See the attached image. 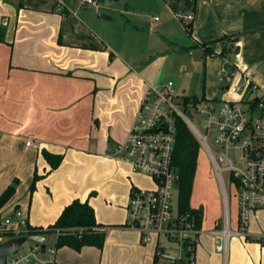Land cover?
<instances>
[{"label": "crops", "instance_id": "obj_1", "mask_svg": "<svg viewBox=\"0 0 264 264\" xmlns=\"http://www.w3.org/2000/svg\"><path fill=\"white\" fill-rule=\"evenodd\" d=\"M153 9L160 17L152 22ZM188 14V23L177 18ZM222 52L264 88V0H0V194L18 181L1 217L18 210L30 227L46 228L73 200L88 201L105 226L103 248L62 247L56 264H154L155 243L142 244L123 226L135 186L130 165L108 154L127 138L147 90L167 77L177 80L174 94L235 98L218 87ZM241 73L232 84H242ZM42 150L64 156L56 170L49 171ZM102 178L103 199L90 196L101 192ZM223 210L222 221L202 216L195 263L264 264V246L251 243L259 236L248 230L228 239L226 255L215 251L226 215L235 231ZM166 251L173 255L175 247L166 243Z\"/></svg>", "mask_w": 264, "mask_h": 264}, {"label": "built area", "instance_id": "obj_2", "mask_svg": "<svg viewBox=\"0 0 264 264\" xmlns=\"http://www.w3.org/2000/svg\"><path fill=\"white\" fill-rule=\"evenodd\" d=\"M96 5V0H82ZM188 23L192 15L177 17ZM6 25V20L3 21ZM228 47L230 45L228 44ZM219 82L234 96L230 100H206L177 96L171 84L149 88L138 108L134 123L124 142L108 154L128 163L136 172L149 177L150 189H130L124 227L139 233L142 244L155 243L156 264H196L195 248L199 231L189 215L179 216L173 200L176 197L177 172L172 166L175 144V119L179 118L197 140L213 165L222 189L227 214V198L222 172H227L237 201V230L228 229L227 215L222 230L214 238L217 253L226 255L228 239L245 237L251 214L264 211V88L250 82L226 56H221ZM242 84H232L239 76ZM190 112L188 118L186 113ZM196 114L203 122V132L192 123ZM30 142L26 143L29 146ZM233 153L236 163L229 155ZM222 166V167H221ZM11 224L16 228L10 229ZM28 223L21 211L0 221V234L12 230L18 235ZM23 229H20V228ZM258 241L264 242L263 237ZM175 247L165 256V244ZM55 248L33 245L7 258L6 264H56Z\"/></svg>", "mask_w": 264, "mask_h": 264}, {"label": "trees", "instance_id": "obj_3", "mask_svg": "<svg viewBox=\"0 0 264 264\" xmlns=\"http://www.w3.org/2000/svg\"><path fill=\"white\" fill-rule=\"evenodd\" d=\"M226 40L230 41L228 38ZM202 47L204 48L205 56H214L206 45H202ZM220 56L225 57V53L222 52ZM191 98L194 101L197 100L196 97ZM189 99L190 97H187L185 101ZM174 127L175 144L172 155V166L178 176L176 184V211L179 216L189 215L194 220L196 228L200 230L203 212L201 209H192L189 205V200L196 171V162L201 148L189 129L179 118L175 119ZM41 155L48 164L49 171L56 170L64 159L62 154H51L45 150L41 151ZM39 179L40 177L35 173L29 188L30 195L34 192L36 182ZM17 185L18 181L14 180L0 194V219L2 208L15 194ZM90 196H93V194H90ZM104 229L105 226L96 222L94 210L88 201L81 202L75 199L61 211L52 225L46 228L30 227L28 225L26 230L18 235L14 234L12 230H5L0 234V237L9 240L22 235L44 237L54 235L55 250L68 247L79 252L84 247H94L101 250L105 242ZM156 262L157 258L155 257V264Z\"/></svg>", "mask_w": 264, "mask_h": 264}, {"label": "rangeland", "instance_id": "obj_4", "mask_svg": "<svg viewBox=\"0 0 264 264\" xmlns=\"http://www.w3.org/2000/svg\"><path fill=\"white\" fill-rule=\"evenodd\" d=\"M151 11V10H150ZM174 13V12H173ZM154 17H160L159 12L155 9L153 11L148 12V21H152ZM221 66V63H220ZM220 68V67H219ZM220 71V70H219ZM220 73L218 75V82H219ZM167 80H164L165 84H171L173 86V82L177 81L174 77H167ZM177 84V82H175ZM163 85V86H164ZM218 87H223L220 82L218 83ZM260 87V86H259ZM262 88V87H260ZM193 95L199 96V92H193ZM177 96H183L184 94H175ZM206 95L209 96V92L206 91ZM192 123L193 125L200 131L203 132V122L196 114L193 115ZM231 153L229 158L232 160L233 163H236V157ZM222 167V166H221ZM130 174H132V184L139 189H150L152 188V181L149 177L142 175L136 172L131 166H129ZM222 179L224 183V191L227 198V214L229 217L230 224H233V228L235 231L237 230V220H238V210H237V201L234 194L233 186L229 181V176L227 172H222ZM104 178V177H103ZM100 179L97 181L99 187H101V192L94 191L91 194L98 196V199H103L104 191L102 190V183L103 180ZM113 179L112 177H110ZM131 188V185L129 189ZM113 192V190H109ZM114 193V192H113ZM130 190L127 194V200L129 197ZM106 194V192H105ZM189 205L192 209H201L203 212V218L205 221H211L213 223L214 220L219 219V221L223 220L225 204L222 197V189L220 187L218 178L215 174L213 165L210 163L206 152L201 148L198 154L197 162H196V171L193 179V185L189 200ZM176 209V197L173 200V208ZM5 215L1 217V221H4ZM235 224V227H234ZM12 227L16 226L13 224ZM14 229V228H13ZM17 229V228H16ZM20 229H23L22 227ZM249 234L251 236H259L264 237V211H258L251 214V218L249 221L248 227ZM1 238V237H0ZM4 239V238H2ZM251 243L260 244L264 246V242L260 243V241H256L254 237H250L249 239ZM55 237L53 235L48 236L45 242V245L48 248H54ZM241 244V243H240ZM33 242H26L20 250L23 251L26 248L33 246ZM172 253H168L166 251L165 256H171ZM154 264H155V255H154ZM177 264V263H176Z\"/></svg>", "mask_w": 264, "mask_h": 264}, {"label": "water", "instance_id": "obj_5", "mask_svg": "<svg viewBox=\"0 0 264 264\" xmlns=\"http://www.w3.org/2000/svg\"><path fill=\"white\" fill-rule=\"evenodd\" d=\"M116 0H98V3L103 6H109L114 3ZM188 118L191 117L190 112L186 113ZM47 237L44 236H17L12 239L6 240L0 243V264H6L7 258L17 254L19 249L26 242H33L35 245H40L41 252H44L45 242Z\"/></svg>", "mask_w": 264, "mask_h": 264}]
</instances>
